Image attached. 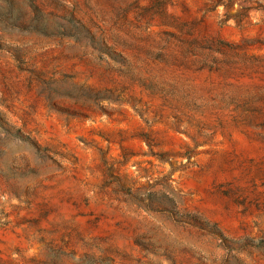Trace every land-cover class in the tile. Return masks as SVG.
Instances as JSON below:
<instances>
[{
    "label": "rangeland",
    "instance_id": "rangeland-1",
    "mask_svg": "<svg viewBox=\"0 0 264 264\" xmlns=\"http://www.w3.org/2000/svg\"><path fill=\"white\" fill-rule=\"evenodd\" d=\"M0 264H264V0H0Z\"/></svg>",
    "mask_w": 264,
    "mask_h": 264
}]
</instances>
